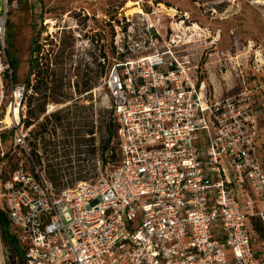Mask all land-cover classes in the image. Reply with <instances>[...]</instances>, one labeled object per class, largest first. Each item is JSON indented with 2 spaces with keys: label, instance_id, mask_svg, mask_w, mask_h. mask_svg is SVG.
<instances>
[{
  "label": "built area",
  "instance_id": "built-area-1",
  "mask_svg": "<svg viewBox=\"0 0 264 264\" xmlns=\"http://www.w3.org/2000/svg\"><path fill=\"white\" fill-rule=\"evenodd\" d=\"M10 2L0 0V131H13L18 158L0 198L24 264H264V123L250 92L207 93L189 45L209 30L185 27L176 8L169 30L143 9L138 31L113 24L100 60L119 161L110 154L93 184L57 189L19 118L31 92L6 57Z\"/></svg>",
  "mask_w": 264,
  "mask_h": 264
},
{
  "label": "rangeland",
  "instance_id": "rangeland-1",
  "mask_svg": "<svg viewBox=\"0 0 264 264\" xmlns=\"http://www.w3.org/2000/svg\"><path fill=\"white\" fill-rule=\"evenodd\" d=\"M38 3L41 14L28 0H11L6 57L16 67L18 83L25 84L31 92L25 96L33 97L32 87L45 78L47 83L51 79L58 82L61 96L68 95L65 102L59 98L54 105L49 102L42 112L45 120L56 116L54 128L47 124L41 130L24 127L29 130L28 142L33 152H37L40 166L49 179L55 180L57 189L73 188L80 182L93 184L104 174V168H100L102 159L107 161L112 154V164L117 165L119 161L115 128L113 140L105 149L111 103L103 80L110 64L107 61L102 66L100 58L108 52L106 41L113 24L123 22L126 30L128 26L135 31L142 28L138 20L140 9L144 14L155 12L152 17L159 19L162 28L168 30L170 24L174 27L181 22L179 17H168L173 15L169 8L189 14L185 27L195 23L208 29L207 41L205 32L196 31L189 45V53L198 63V77L206 83L207 93L211 98L222 99L250 92L258 101L257 117L264 123V0H37ZM125 16L133 21L125 23ZM35 40L40 50L32 58H36L39 65L27 81ZM7 96H10L9 86ZM9 101L8 97L6 107ZM66 115L68 126L64 121ZM41 124L42 121L38 125ZM7 125L4 122L2 127ZM13 134V131L10 134L0 131V137L5 136L0 139V154L13 148ZM257 153L264 164V138L258 142ZM0 160L1 188V179L11 172L13 162L11 157ZM0 212L6 215L1 198ZM0 264H17L2 241L1 231Z\"/></svg>",
  "mask_w": 264,
  "mask_h": 264
},
{
  "label": "trees",
  "instance_id": "trees-1",
  "mask_svg": "<svg viewBox=\"0 0 264 264\" xmlns=\"http://www.w3.org/2000/svg\"><path fill=\"white\" fill-rule=\"evenodd\" d=\"M183 13H187V12H183ZM39 50H40V48L38 46V42H37V40H35V42L33 44V47H32V50L30 52L29 73H28L27 78H26L27 81H28L29 77L32 75V72H34V71H36V69H38V65L39 64L37 63L36 58L33 59L32 56H33L34 53H38ZM102 56L105 57V54H102ZM8 62H9V65H10V67L12 69V82H13L14 85H17L19 83H18V78H17V74H16V67L13 64V62H11V61H8ZM38 74L39 73L37 71V75ZM42 75L44 77V73H42ZM57 84H58V82L56 80H54V79H51V82L47 83L46 78L42 79V81H40L39 83L36 82V85L32 87L33 91H35V93L32 94L33 97H27V104H28V108H29L28 109V113H32L30 107H31V104L34 101H36V100L38 101V103H37L38 109L41 112H43V110L45 109L44 108L45 102H47L48 97L52 98V100L54 102L57 101V98L62 97L60 95V90L62 88H61V86H58ZM35 95H38L39 97L37 98ZM34 96L36 98H34ZM113 128H115V120H114V117H113V113L111 111V116L109 118L108 128H107V141H106L105 149L110 145L111 141L113 140ZM10 132H12V131H9V134H10ZM2 138L4 139L5 136L1 135V139ZM11 151H12V149L8 150L5 153L4 157H6V158L11 157L12 162H13V168H12L11 172H13V170L15 169V164L17 162L16 159L18 158L17 157L18 156V152L11 153ZM113 157L114 156L111 155V160H113ZM102 162H103V164H105L106 160L102 159ZM9 174L7 176H4L1 179V181L6 180L8 178V176H9ZM49 180L54 185V187L59 188L57 186V184L55 183L54 179H49ZM0 231H1L2 241L4 242L5 245L8 246V249L12 252L13 257L17 259V264H24L22 248L19 246V243L16 240V237L14 235V230H13V228H12L10 222H9V219H8L7 215L3 214L2 212H0Z\"/></svg>",
  "mask_w": 264,
  "mask_h": 264
},
{
  "label": "flooded vegetation",
  "instance_id": "flooded-vegetation-1",
  "mask_svg": "<svg viewBox=\"0 0 264 264\" xmlns=\"http://www.w3.org/2000/svg\"><path fill=\"white\" fill-rule=\"evenodd\" d=\"M64 88H65V85H64ZM35 96L37 98L39 97L38 95H35ZM67 97H68V95L64 94L59 99H61L63 102H65L68 99ZM49 102H52V104L54 105V101L52 100V98L48 97L47 102H45L44 108H48ZM37 103H38V101L36 100L31 104L30 109H31L32 113H28L29 108H28L27 100L20 104L19 109H18V113H19V118L22 121L21 124L23 125V127L30 128V129L36 128V129L41 130L42 126L44 124H47L51 128H54V126H56V124H55L56 116H48V118H47L48 120H45L46 116L43 115L42 112L38 109ZM68 104L69 103H67L66 106ZM40 121H42L43 124L38 125ZM64 121H66V124L68 123L67 126L70 125L68 115L65 116ZM58 122H60V120Z\"/></svg>",
  "mask_w": 264,
  "mask_h": 264
},
{
  "label": "bare ground",
  "instance_id": "bare-ground-1",
  "mask_svg": "<svg viewBox=\"0 0 264 264\" xmlns=\"http://www.w3.org/2000/svg\"><path fill=\"white\" fill-rule=\"evenodd\" d=\"M259 3V2H258ZM47 24H50V25H52L53 24V21H47ZM12 114H14V110H13V113ZM4 122H6V123H8L9 125H10V120H4Z\"/></svg>",
  "mask_w": 264,
  "mask_h": 264
}]
</instances>
